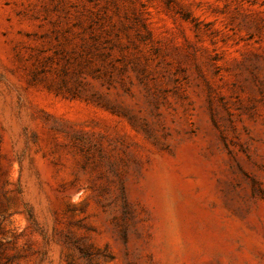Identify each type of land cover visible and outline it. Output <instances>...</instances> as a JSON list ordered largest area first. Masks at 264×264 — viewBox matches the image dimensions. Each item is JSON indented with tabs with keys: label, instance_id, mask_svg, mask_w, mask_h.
Returning a JSON list of instances; mask_svg holds the SVG:
<instances>
[{
	"label": "rangeland",
	"instance_id": "obj_1",
	"mask_svg": "<svg viewBox=\"0 0 264 264\" xmlns=\"http://www.w3.org/2000/svg\"><path fill=\"white\" fill-rule=\"evenodd\" d=\"M0 264H264V0H0Z\"/></svg>",
	"mask_w": 264,
	"mask_h": 264
}]
</instances>
